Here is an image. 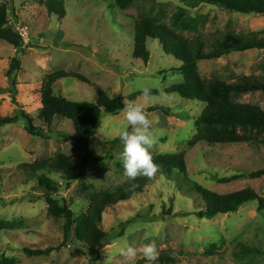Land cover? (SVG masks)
Listing matches in <instances>:
<instances>
[{
	"label": "rangeland",
	"instance_id": "obj_1",
	"mask_svg": "<svg viewBox=\"0 0 264 264\" xmlns=\"http://www.w3.org/2000/svg\"><path fill=\"white\" fill-rule=\"evenodd\" d=\"M7 1V0H2ZM46 0L9 1V18L17 27H28L30 41L16 50L0 41V115L16 116L18 121L0 128V260L11 258L15 264H137L144 259L140 249L156 242L159 255L167 253L176 264H264V209L251 202L237 213L219 215L212 220L196 214L204 208L202 199L190 191L182 179L155 178L144 193L121 202L104 214L102 229L108 242L102 249L88 252L75 237L62 246L64 220L49 216L40 185L49 176L60 186L59 198L65 199L76 214L88 210L96 192H113L126 182L122 162L117 158L123 145L118 139L126 124L123 113L104 114L97 131L89 139L91 154L103 158L105 165L85 161L87 154L59 137L76 135L70 120L56 119L43 138L25 130L22 110L39 123L41 87L50 74L59 71L80 74L86 84L74 77L58 81L54 92L72 101L97 103L102 88L112 98L127 101L144 87L151 91L166 89L184 81L174 71L181 63L165 54L158 41H149V63L133 57L136 21L150 17L188 39L209 42L227 34L250 36L264 30V16L233 13L217 6L202 4L189 9L181 0H138L122 10L115 0H64L66 16L51 15ZM181 8L199 23L197 32L182 31L173 25ZM264 36V35H262ZM20 58L21 68L12 80L7 73L12 60ZM199 72L204 79H216L227 87L264 85V50L234 52L217 60L201 61ZM16 82V85L13 84ZM12 91L19 106L11 103ZM151 114L152 131L157 139L153 154L185 152L191 180L219 194L252 189L264 199V175H250L264 170V146L231 144L190 147L196 135V121L205 105L182 99L179 95L136 97ZM233 101L257 105L264 110V92L233 96ZM169 109L150 112L155 106ZM35 123V124H36ZM46 130L47 126L42 125ZM59 154L73 162L87 163L86 174L78 181H66L63 174L39 171L30 167ZM238 176L229 183L221 179ZM69 182V183H68ZM131 244L137 249L134 259H126L120 248ZM24 248H58L49 256L29 257Z\"/></svg>",
	"mask_w": 264,
	"mask_h": 264
},
{
	"label": "trees",
	"instance_id": "obj_2",
	"mask_svg": "<svg viewBox=\"0 0 264 264\" xmlns=\"http://www.w3.org/2000/svg\"><path fill=\"white\" fill-rule=\"evenodd\" d=\"M9 1L0 0V41H4L16 50L22 49L25 42L17 28L11 24L9 18ZM138 0H115V6L125 10L130 8ZM151 1V0H144ZM185 7L197 9L202 4L217 6L233 13L244 15L264 16V0H181ZM51 15L58 14L62 18L66 16L64 0L45 1ZM173 25L182 31L197 32L199 23L194 18L186 15L185 8H181L174 15ZM264 30L250 36L227 34L223 39L212 41V50L206 51L209 42L202 39H188L179 34L167 24L161 23L150 17L136 21L134 36L133 57L149 63L151 52L148 48L149 41H158L168 56H173L181 63L180 67L173 69L183 75L182 83L174 84L164 92L170 95H179L182 99L199 102L205 105L199 119L196 121V135L190 142V147L199 143L209 146L248 144L251 146H264V110L251 104H243L233 101V96L251 92H264V85L247 87H227L216 79H204L199 72L201 61L217 60L234 52H246L249 50H264ZM21 68L20 58L12 60L7 73V79L12 80L13 75ZM74 77L83 83L91 84V81L80 74L59 71L50 74L44 80L41 87V108L38 111L36 123L33 117L22 110L17 113L25 120L26 132L34 137L43 138L49 133V128L54 121L70 120L76 130V135L70 133L60 134L66 142L82 148L87 154L85 161H93L96 164L105 165L103 158L92 156L89 139L97 131L103 115H119L126 100L122 96L112 98L102 88L96 87L99 92L97 103L86 101H72L54 92L55 85L61 79ZM16 85V82L13 81ZM94 86V85H93ZM152 96L160 95L159 90L151 91ZM142 92H137L131 97L136 100ZM11 103L18 107L12 91H9ZM150 112L161 111L169 115V109L155 105ZM16 116L0 115V128L15 124ZM36 123V124H35ZM46 125L47 130L42 126ZM121 141L116 139L111 143L112 147L119 145ZM155 162L160 165V170L152 179L138 178L136 181H128L115 191L96 192L90 197V205L87 211L76 214L65 199L59 198L60 186L56 185L49 176H42L40 185L47 190L44 196L48 204V214L51 217L64 220V237L62 246L75 237L82 248L88 252L102 249L108 242V234L102 229L104 214L109 208H113L121 202L128 201L135 196L144 193L145 189L157 177H164L168 181L182 179L186 184H191L190 191L196 193L203 201L204 208L197 212L201 219L212 220L219 215L239 212L242 207L259 202L260 211L264 209V199L252 189L241 190L229 194H219L208 190L190 179L185 152H172L154 155ZM73 162L67 155L59 154L44 162H35L30 167L35 173L39 171L57 172L65 175L66 181H78L86 174L87 163ZM264 170L252 173L251 178L261 177ZM238 176L221 179V182L229 183ZM68 182V183H69ZM136 187L132 188L131 184ZM58 248L31 249L24 248V253L29 257L49 256ZM15 260L4 258L0 264H15ZM137 264H146L145 260ZM156 264H176L175 259L163 252L159 255Z\"/></svg>",
	"mask_w": 264,
	"mask_h": 264
},
{
	"label": "clouds",
	"instance_id": "obj_3",
	"mask_svg": "<svg viewBox=\"0 0 264 264\" xmlns=\"http://www.w3.org/2000/svg\"><path fill=\"white\" fill-rule=\"evenodd\" d=\"M165 97L169 93L159 89ZM151 90L148 87L142 89V95L150 96ZM122 113L126 124L119 132V140L123 145V151L117 157L123 165L124 175L129 181H136L138 178L152 179L160 170L153 157V150L157 139L152 131L151 114L145 106L135 100L124 103ZM131 187H136L135 183ZM146 264H156L159 258V250L155 241L144 244L140 249ZM120 254L126 259H134L137 256V249L126 244L120 248ZM107 264V261L105 262Z\"/></svg>",
	"mask_w": 264,
	"mask_h": 264
},
{
	"label": "built area",
	"instance_id": "obj_4",
	"mask_svg": "<svg viewBox=\"0 0 264 264\" xmlns=\"http://www.w3.org/2000/svg\"><path fill=\"white\" fill-rule=\"evenodd\" d=\"M17 31L19 32L25 43H28L30 41V38L28 36V27H17Z\"/></svg>",
	"mask_w": 264,
	"mask_h": 264
}]
</instances>
